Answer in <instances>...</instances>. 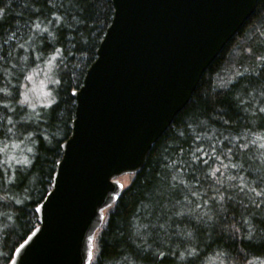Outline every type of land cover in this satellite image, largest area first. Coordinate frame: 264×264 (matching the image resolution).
I'll return each mask as SVG.
<instances>
[{
    "label": "clouds",
    "instance_id": "clouds-1",
    "mask_svg": "<svg viewBox=\"0 0 264 264\" xmlns=\"http://www.w3.org/2000/svg\"><path fill=\"white\" fill-rule=\"evenodd\" d=\"M258 2L264 7L255 0L142 162L121 169L128 179L119 199L109 189L96 206L81 264H264ZM114 12L113 0H0V264L31 229V205L56 180L61 141L76 120L69 89L85 81Z\"/></svg>",
    "mask_w": 264,
    "mask_h": 264
},
{
    "label": "water",
    "instance_id": "water-1",
    "mask_svg": "<svg viewBox=\"0 0 264 264\" xmlns=\"http://www.w3.org/2000/svg\"><path fill=\"white\" fill-rule=\"evenodd\" d=\"M113 4V22L98 45L97 60L72 91L76 120L73 135L70 126L62 142L65 153L56 163V180L35 207L36 227L15 247L8 264H81L84 233L96 206L109 189H116L114 200L119 197L118 178L128 174L121 169L142 162L148 142L253 13L255 0ZM98 212L103 215L104 207Z\"/></svg>",
    "mask_w": 264,
    "mask_h": 264
},
{
    "label": "trees",
    "instance_id": "trees-1",
    "mask_svg": "<svg viewBox=\"0 0 264 264\" xmlns=\"http://www.w3.org/2000/svg\"><path fill=\"white\" fill-rule=\"evenodd\" d=\"M256 8H261V11L264 12V7H262V6L260 5L259 2L256 4ZM110 22H111V13L109 14V19H108V22H107V25H106L107 27L109 26ZM103 35H104V33H101V36L98 38V40H102ZM98 45H99V43H97L95 49L93 50V53H92V58H93V60H94L95 57H96V50H97V48H98ZM82 80H83V77L81 78V80L79 81V83H78L76 86H73V87H71V88L69 89V92H70V95H71V96H72V91L78 89V88L81 86V84H82ZM72 97H73V96H72ZM73 106H75V99H74V97H73ZM70 125H71V121L69 122L68 136H69V134H70ZM68 136H66L65 139H66ZM63 141H64V140H63ZM63 141H61V143H62ZM60 158H61V156L58 155V156L56 157L55 163H57V161H58ZM54 170H55V166H54L53 169H52V173H51L52 176H53ZM51 181H52V180H50L49 183H48V185H47V190L44 192V196L46 195L47 191L51 188ZM44 196H43L39 201H37L36 203H34V204L31 205V210L28 212V216L33 217L31 229H30L29 231L26 232V234L24 235L23 239H21V240L17 243V245H18L21 241H23L24 238H25V237H26V236H27V235H28V234H29V233H30V232L36 227V225H37V215H36V212H35V207L37 206V204H38L39 202L42 201V199L44 198ZM117 199H119V197H118ZM17 245H16V246H17ZM16 246H15V247H16ZM14 249H15V248H14ZM14 249H13V250H14ZM13 250H12V252H13ZM11 255H12V253H11ZM9 260H10V259H9ZM9 260H8V262H9Z\"/></svg>",
    "mask_w": 264,
    "mask_h": 264
},
{
    "label": "rangeland",
    "instance_id": "rangeland-1",
    "mask_svg": "<svg viewBox=\"0 0 264 264\" xmlns=\"http://www.w3.org/2000/svg\"><path fill=\"white\" fill-rule=\"evenodd\" d=\"M127 179H128V176L127 177H122L120 179V181L123 183V185H125V183H127Z\"/></svg>",
    "mask_w": 264,
    "mask_h": 264
}]
</instances>
